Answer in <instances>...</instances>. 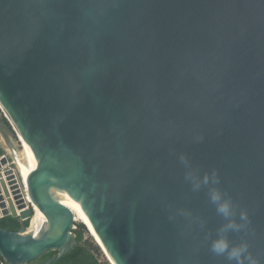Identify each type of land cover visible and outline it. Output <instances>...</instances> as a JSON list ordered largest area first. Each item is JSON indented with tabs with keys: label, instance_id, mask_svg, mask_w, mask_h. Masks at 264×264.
<instances>
[{
	"label": "water",
	"instance_id": "1",
	"mask_svg": "<svg viewBox=\"0 0 264 264\" xmlns=\"http://www.w3.org/2000/svg\"><path fill=\"white\" fill-rule=\"evenodd\" d=\"M0 109L50 220L0 227V264L56 262L75 217L115 264H228L209 250L216 191L264 264V0H0ZM10 186L0 173L3 218L32 219Z\"/></svg>",
	"mask_w": 264,
	"mask_h": 264
},
{
	"label": "clouds",
	"instance_id": "2",
	"mask_svg": "<svg viewBox=\"0 0 264 264\" xmlns=\"http://www.w3.org/2000/svg\"><path fill=\"white\" fill-rule=\"evenodd\" d=\"M205 183H207V177H205ZM211 202L216 205L217 213L223 216L228 223L223 225L216 238L211 240L209 250L216 256L225 257L228 264H261L260 259L251 253L250 246L246 241L233 244L226 235L228 232L246 230L248 222L246 212L239 213V222L233 219L235 215L233 203L219 191L213 192Z\"/></svg>",
	"mask_w": 264,
	"mask_h": 264
},
{
	"label": "trees",
	"instance_id": "3",
	"mask_svg": "<svg viewBox=\"0 0 264 264\" xmlns=\"http://www.w3.org/2000/svg\"><path fill=\"white\" fill-rule=\"evenodd\" d=\"M5 154V151L0 148V157ZM0 227L18 232L24 227H30V219L22 222L19 218L7 216L0 220ZM73 233L75 235L76 246L56 262H51V264H103L101 262L100 248L93 238L88 235L86 226L83 223H76V229L73 230ZM57 255V251H50L33 264H47Z\"/></svg>",
	"mask_w": 264,
	"mask_h": 264
},
{
	"label": "rangeland",
	"instance_id": "4",
	"mask_svg": "<svg viewBox=\"0 0 264 264\" xmlns=\"http://www.w3.org/2000/svg\"><path fill=\"white\" fill-rule=\"evenodd\" d=\"M0 118L9 127L8 128V130L10 132L9 133V141H10V144L12 145L13 149H11V147L8 145V143H6V141L3 139L1 133H0V148H2L5 151V153H7V155H9V157L11 158V162H15L18 169H20V172L22 174L24 182L26 183V178L24 177V175H26V176L29 175L30 171L28 169L29 162L26 159L27 156H26V152H25V148H24V143L20 141L18 134L13 130V127H11V125L9 124L7 119L5 118V114L2 112L1 109H0ZM17 158L20 159V164H18ZM32 219H33V217H32ZM32 219H30V226L32 223ZM76 223H81V222L77 221ZM87 231H88V235L93 238L94 242L100 248L99 244L97 243V241L95 240L93 235L89 232L88 229H87ZM100 251H101V262L103 264H112V262L106 256V254L104 253L102 248H100Z\"/></svg>",
	"mask_w": 264,
	"mask_h": 264
},
{
	"label": "bare ground",
	"instance_id": "5",
	"mask_svg": "<svg viewBox=\"0 0 264 264\" xmlns=\"http://www.w3.org/2000/svg\"><path fill=\"white\" fill-rule=\"evenodd\" d=\"M18 134V133H17ZM18 137H19V139H20V141L21 142H23L22 141V139H21V137L19 136V134H18ZM24 143V142H23ZM24 148H25V152H26V159L28 160V162H29V166H28V169H29V171H30V173H29V175H27V179H26V183L28 182V179L30 178V176H31V174L35 171V169H34V167H33V165H32V162H31V160H30V157H29V155H28V152H27V150H26V147H25V144H24ZM17 160H18V164H20V159L19 158H17ZM2 171V163L0 164V172ZM3 174V173H2ZM20 175H21V178H22V182L24 181L23 180V177H22V174H21V172H20ZM4 176H5V174H4ZM24 177L26 178V175H24ZM55 195V194H54ZM55 197H56V195H55ZM56 199L58 200V202L60 203V204H62V205H64L57 197H56ZM27 202H30V204L32 205V207L33 208H31V209H33V212H34V215H33V219H32V223H31V226H30V228L28 229V233L29 234H31V235H34L35 237H39L40 235H42V233L44 232V230H45V228H46V226L50 223V220L48 219V217L44 214V213H42L41 211H40V209L32 202V200L31 199H27L26 200ZM20 203V202H19ZM65 206V205H64ZM75 217V216H74ZM75 219H76V221H78V222H81V223H84V222H82L81 220H79L78 218H76L75 217ZM85 224V223H84ZM83 224V225H84ZM86 225V224H85ZM86 227H87V229L89 230V232L93 235V237L95 238V240L97 241V243L98 244H100V242L98 241V239L96 238V236L93 234V232L91 231V229L86 225ZM101 245V244H100ZM101 247H102V250L104 251V253L108 256V258L110 259V257H109V255H108V253L105 251V249L103 248V246L101 245ZM110 261L112 262V264H115L113 261H112V259H110Z\"/></svg>",
	"mask_w": 264,
	"mask_h": 264
},
{
	"label": "built area",
	"instance_id": "6",
	"mask_svg": "<svg viewBox=\"0 0 264 264\" xmlns=\"http://www.w3.org/2000/svg\"><path fill=\"white\" fill-rule=\"evenodd\" d=\"M1 163H2V171L0 173H3V176L5 174L4 178L7 184H11L9 189L17 187L24 196V200H27L28 199V194L26 190L27 187H26V183L24 181L22 182L20 169H18L15 162H11V158L9 157V155H7V153L0 157V164ZM14 202L16 203V207L18 208V213H21L24 210V209L19 210L21 204L19 205L17 203V200H14ZM0 215H1L0 218L1 220L3 219L1 208H0ZM1 264H7V263L1 260Z\"/></svg>",
	"mask_w": 264,
	"mask_h": 264
},
{
	"label": "crops",
	"instance_id": "7",
	"mask_svg": "<svg viewBox=\"0 0 264 264\" xmlns=\"http://www.w3.org/2000/svg\"><path fill=\"white\" fill-rule=\"evenodd\" d=\"M28 177L26 176V179H27Z\"/></svg>",
	"mask_w": 264,
	"mask_h": 264
}]
</instances>
